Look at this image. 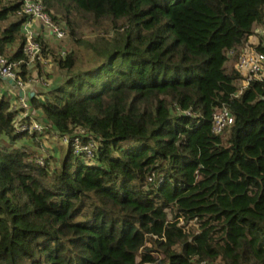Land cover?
<instances>
[{
  "label": "trees",
  "instance_id": "16d2710c",
  "mask_svg": "<svg viewBox=\"0 0 264 264\" xmlns=\"http://www.w3.org/2000/svg\"><path fill=\"white\" fill-rule=\"evenodd\" d=\"M40 1L70 51L29 99L43 134H15L0 98V264H264V79L238 94L227 57L264 28V0ZM21 2L0 0L9 61ZM222 107L233 124L215 135ZM77 129L94 158L70 146L56 167L43 138Z\"/></svg>",
  "mask_w": 264,
  "mask_h": 264
},
{
  "label": "built area",
  "instance_id": "2783aa9c",
  "mask_svg": "<svg viewBox=\"0 0 264 264\" xmlns=\"http://www.w3.org/2000/svg\"><path fill=\"white\" fill-rule=\"evenodd\" d=\"M18 15L28 18L21 28L25 37L21 51L22 59L9 61L0 54V80L7 83V86H3L0 90V98L8 99L10 111L16 112L12 119L15 134H43L47 127L45 123L38 120L41 110H32L29 99L32 97L43 99L40 89L46 88L48 80L41 76L40 71L44 70L47 73V67L53 64L52 61H47L49 58L44 54L43 45L37 40L38 34L34 29V24L37 25L36 29L39 28L46 33L47 37L57 41L66 37V31L51 20L40 0H22ZM258 29H260V36H263L264 28L258 27L256 30ZM255 46L246 47L239 54L233 50L227 53L228 58L235 57L234 68L242 77L238 94L248 86L250 81L264 79V54L258 52ZM232 124L233 117L226 107L217 108L212 113L211 131L213 134L221 135ZM85 135L84 131L77 129L73 135H60L50 131L49 137L67 148L71 146L75 157L89 161L94 158L97 145L92 139L82 144L80 137ZM38 164L43 165L42 159L38 160ZM196 264L208 263L201 261Z\"/></svg>",
  "mask_w": 264,
  "mask_h": 264
},
{
  "label": "rangeland",
  "instance_id": "374dc122",
  "mask_svg": "<svg viewBox=\"0 0 264 264\" xmlns=\"http://www.w3.org/2000/svg\"><path fill=\"white\" fill-rule=\"evenodd\" d=\"M258 28V27H257ZM255 31L258 33H254V37L251 39V44L249 43V46H255V45H258L259 43V30H256ZM51 38V37H50ZM44 54L46 57H48L49 59L47 61H52L53 62V58L55 55H62V54H65L66 52H69L70 51V46H69V41H56L54 39H49V40H45L44 42ZM53 57V58H52ZM235 64V63H234ZM47 73H45L44 70H42V77H45L47 80H48V84L45 86L46 88L53 84L57 77H58V73L55 69V66L51 65V66H48L47 67ZM44 140V144L46 145V147L48 148V152L49 153H52L54 152L55 153V148L57 147V145H59L58 142H54L52 139L50 138H43ZM2 142L3 143H7L6 139L2 138ZM63 145V144H62ZM20 144L17 143L15 145V147H19ZM48 154V153H47ZM63 159V158H62ZM61 160H56V164L57 165L56 167H58L59 163H60ZM52 165V163H50Z\"/></svg>",
  "mask_w": 264,
  "mask_h": 264
},
{
  "label": "crops",
  "instance_id": "0c3cea01",
  "mask_svg": "<svg viewBox=\"0 0 264 264\" xmlns=\"http://www.w3.org/2000/svg\"><path fill=\"white\" fill-rule=\"evenodd\" d=\"M37 28V25L36 24H34V29L36 30V33L39 35L41 32H40V30H39V28L38 29H36ZM257 29V28H256ZM258 30H260V29H258ZM255 33H257L256 31H255ZM258 34V33H257ZM254 36H252V37H250V39H249V43L251 44L252 42H251V39L253 38ZM259 38V37H258ZM49 39H52V38H50V37H46V40H49ZM4 86H7V83H5L4 82ZM9 86V85H8ZM41 91H44V89H40ZM40 91V92H41ZM44 147L46 148V149H48L47 147H46V145L44 144ZM66 153H67V147L65 146V145H62V144H59V145H57V147L55 148V153L54 152H52V155H53V157L56 159V160H63L64 158H65V156H66ZM63 158V159H62Z\"/></svg>",
  "mask_w": 264,
  "mask_h": 264
},
{
  "label": "water",
  "instance_id": "95a60500",
  "mask_svg": "<svg viewBox=\"0 0 264 264\" xmlns=\"http://www.w3.org/2000/svg\"><path fill=\"white\" fill-rule=\"evenodd\" d=\"M31 96V95H30Z\"/></svg>",
  "mask_w": 264,
  "mask_h": 264
}]
</instances>
